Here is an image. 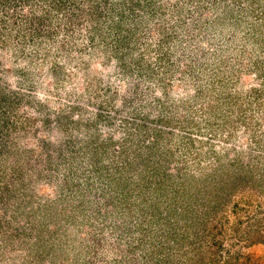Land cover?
Masks as SVG:
<instances>
[{"label":"rangeland","instance_id":"rangeland-1","mask_svg":"<svg viewBox=\"0 0 264 264\" xmlns=\"http://www.w3.org/2000/svg\"><path fill=\"white\" fill-rule=\"evenodd\" d=\"M0 264H264V0H0Z\"/></svg>","mask_w":264,"mask_h":264},{"label":"trees","instance_id":"trees-1","mask_svg":"<svg viewBox=\"0 0 264 264\" xmlns=\"http://www.w3.org/2000/svg\"><path fill=\"white\" fill-rule=\"evenodd\" d=\"M206 246H207V245H206ZM206 246H205V247H206Z\"/></svg>","mask_w":264,"mask_h":264}]
</instances>
